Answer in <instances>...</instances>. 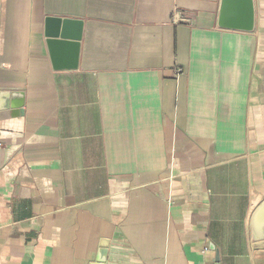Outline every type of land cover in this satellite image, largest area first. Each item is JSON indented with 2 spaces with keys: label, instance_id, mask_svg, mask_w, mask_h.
<instances>
[{
  "label": "crops",
  "instance_id": "0c3cea01",
  "mask_svg": "<svg viewBox=\"0 0 264 264\" xmlns=\"http://www.w3.org/2000/svg\"><path fill=\"white\" fill-rule=\"evenodd\" d=\"M218 1L0 0V264H264V0Z\"/></svg>",
  "mask_w": 264,
  "mask_h": 264
},
{
  "label": "water",
  "instance_id": "95a60500",
  "mask_svg": "<svg viewBox=\"0 0 264 264\" xmlns=\"http://www.w3.org/2000/svg\"><path fill=\"white\" fill-rule=\"evenodd\" d=\"M216 27L222 31L252 34L256 29L255 0H219ZM44 43L54 70H75L78 66L82 22L71 18L46 17L43 22ZM66 60L65 64L62 61ZM106 251L97 263H103Z\"/></svg>",
  "mask_w": 264,
  "mask_h": 264
},
{
  "label": "built area",
  "instance_id": "2783aa9c",
  "mask_svg": "<svg viewBox=\"0 0 264 264\" xmlns=\"http://www.w3.org/2000/svg\"><path fill=\"white\" fill-rule=\"evenodd\" d=\"M187 19L183 18L178 12L174 14L173 16V22L177 24V22H186ZM175 76H178L182 73L181 69L175 70Z\"/></svg>",
  "mask_w": 264,
  "mask_h": 264
}]
</instances>
